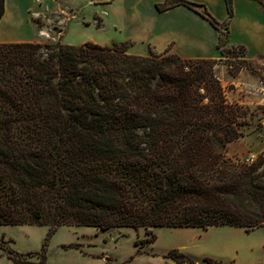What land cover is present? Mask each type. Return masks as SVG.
<instances>
[{"label":"trees","instance_id":"16d2710c","mask_svg":"<svg viewBox=\"0 0 264 264\" xmlns=\"http://www.w3.org/2000/svg\"><path fill=\"white\" fill-rule=\"evenodd\" d=\"M229 16L185 4L228 42ZM6 0H0V22ZM129 42H0V225L264 227V157L229 155L254 110L231 101L217 59ZM0 248L16 264L27 254ZM41 259L47 258L45 246ZM169 256L194 264L177 249Z\"/></svg>","mask_w":264,"mask_h":264},{"label":"rangeland","instance_id":"374dc122","mask_svg":"<svg viewBox=\"0 0 264 264\" xmlns=\"http://www.w3.org/2000/svg\"><path fill=\"white\" fill-rule=\"evenodd\" d=\"M67 2L42 0L43 14L49 21L45 15H33L34 20L49 29L50 35L40 36L43 42L56 41L53 36L60 35L62 16L52 15L50 10L64 9ZM85 12L90 14V9ZM14 28L10 22H3L2 30ZM22 29L24 33L16 34L27 36L29 29ZM81 34L88 39L86 42L107 45L104 43L113 32L109 27L93 26ZM79 37V32L74 31L63 40L78 41ZM216 59L214 70L226 96L251 107L255 113L244 128L245 135L230 143L228 153L240 159L264 157V57H249L244 47L227 42ZM0 238L19 252H39L28 256L37 264H183L169 256L173 249L185 253L194 264H264V227L252 231L235 226L153 227L148 232L146 227L62 225L51 234L48 225H3ZM44 246L45 261L41 259ZM0 264L10 263L0 258Z\"/></svg>","mask_w":264,"mask_h":264},{"label":"crops","instance_id":"0c3cea01","mask_svg":"<svg viewBox=\"0 0 264 264\" xmlns=\"http://www.w3.org/2000/svg\"><path fill=\"white\" fill-rule=\"evenodd\" d=\"M165 1L68 0L66 8L50 10L52 15L60 13L62 16L60 35L53 38L64 44H82L88 40L81 34L87 27H109L113 35L104 44L131 41L128 48L131 54L146 56L151 50L163 52L168 49L188 58H218L219 30L212 22L185 4L159 11L157 4ZM190 1L205 5L219 21L228 19L226 0ZM233 5L228 43L244 47L249 57H264V0H233ZM86 8L90 9V14L85 12ZM33 15H45L42 0H6L5 15L0 22V42H43L41 37L43 33L50 35L49 29L34 20ZM4 21L15 28L2 30ZM24 26L29 29V34H16L24 33ZM74 31L80 34L79 42H64L63 37ZM0 258L16 264L1 248Z\"/></svg>","mask_w":264,"mask_h":264},{"label":"built area","instance_id":"2783aa9c","mask_svg":"<svg viewBox=\"0 0 264 264\" xmlns=\"http://www.w3.org/2000/svg\"><path fill=\"white\" fill-rule=\"evenodd\" d=\"M247 160L250 161V162L254 161V159L251 158V157L250 158H247Z\"/></svg>","mask_w":264,"mask_h":264}]
</instances>
